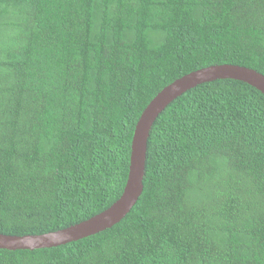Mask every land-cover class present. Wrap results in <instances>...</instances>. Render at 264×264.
<instances>
[{
  "label": "trees",
  "instance_id": "1",
  "mask_svg": "<svg viewBox=\"0 0 264 264\" xmlns=\"http://www.w3.org/2000/svg\"><path fill=\"white\" fill-rule=\"evenodd\" d=\"M216 65L264 76V0H0V234L80 224L121 196L136 123ZM0 264H264V95L216 80L157 118L112 228Z\"/></svg>",
  "mask_w": 264,
  "mask_h": 264
},
{
  "label": "water",
  "instance_id": "2",
  "mask_svg": "<svg viewBox=\"0 0 264 264\" xmlns=\"http://www.w3.org/2000/svg\"><path fill=\"white\" fill-rule=\"evenodd\" d=\"M216 80L239 81L264 95V76L254 70L234 65L211 66L173 81L151 100L136 123L127 180L120 198L111 207L85 222L56 232L24 236L0 234V249L34 251L56 248L94 236L123 220L143 191L147 142L153 124L174 100L196 86Z\"/></svg>",
  "mask_w": 264,
  "mask_h": 264
}]
</instances>
